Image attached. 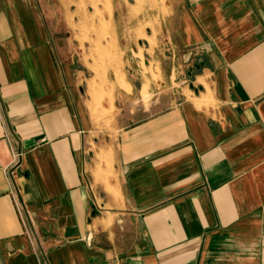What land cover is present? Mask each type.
I'll use <instances>...</instances> for the list:
<instances>
[{
	"label": "crops",
	"instance_id": "1",
	"mask_svg": "<svg viewBox=\"0 0 264 264\" xmlns=\"http://www.w3.org/2000/svg\"><path fill=\"white\" fill-rule=\"evenodd\" d=\"M62 5L0 0V264H264V0L140 3L111 102Z\"/></svg>",
	"mask_w": 264,
	"mask_h": 264
},
{
	"label": "rangeland",
	"instance_id": "2",
	"mask_svg": "<svg viewBox=\"0 0 264 264\" xmlns=\"http://www.w3.org/2000/svg\"><path fill=\"white\" fill-rule=\"evenodd\" d=\"M147 0H38L40 4L50 7L51 14L59 15L62 20L66 14L63 11L62 4H69L70 19L77 24L76 41L71 43V54L73 57V71L76 82L82 89L86 88V80L89 81V88L91 92L100 88V85L105 89L100 96V101H112L113 97V83L112 80L116 78L110 72L109 75H100L99 73L94 76L93 71H99L102 62L105 58L117 61L118 64L114 68L122 66L121 57L124 51H128V57H132L131 52L135 53L142 58V66L146 67L148 58V29L152 27L137 25L133 26V19H137L138 15L142 12L135 10L140 3H145ZM140 14V15H141ZM101 19V20H100ZM49 25L52 24V19H47ZM90 24V27L84 26ZM128 22L127 27L121 26V23ZM134 24H137V20ZM86 36V38L84 37ZM91 38H90V37ZM125 36L135 37L136 39L143 40L141 42H128L125 43L122 39ZM86 40V41H85ZM154 45L153 42H150ZM163 42L161 43L162 46ZM139 51V53L137 52ZM135 54L136 60H139ZM131 61V60H130ZM86 64V66H85ZM108 68L106 67L105 70ZM93 70V71H92ZM193 70V69H192ZM190 72V71H189ZM192 72V71H191ZM189 74L188 77H191ZM187 78V77H186ZM102 79L103 82L97 81ZM109 79V81H106ZM190 79V78H189ZM187 78V80H189ZM92 85V86H91ZM92 94V93H91ZM144 97L149 99L150 96L146 90L143 91ZM93 95V94H92ZM93 111L95 114L110 115V110H107L99 102L93 103ZM104 111V112H103Z\"/></svg>",
	"mask_w": 264,
	"mask_h": 264
},
{
	"label": "built area",
	"instance_id": "3",
	"mask_svg": "<svg viewBox=\"0 0 264 264\" xmlns=\"http://www.w3.org/2000/svg\"><path fill=\"white\" fill-rule=\"evenodd\" d=\"M14 156H15V158H20L21 157V153L18 152V151H15L14 152Z\"/></svg>",
	"mask_w": 264,
	"mask_h": 264
},
{
	"label": "bare ground",
	"instance_id": "4",
	"mask_svg": "<svg viewBox=\"0 0 264 264\" xmlns=\"http://www.w3.org/2000/svg\"><path fill=\"white\" fill-rule=\"evenodd\" d=\"M101 20V19H100Z\"/></svg>",
	"mask_w": 264,
	"mask_h": 264
}]
</instances>
